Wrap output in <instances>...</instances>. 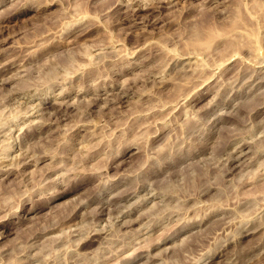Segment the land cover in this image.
<instances>
[{
  "label": "rangeland",
  "instance_id": "374dc122",
  "mask_svg": "<svg viewBox=\"0 0 264 264\" xmlns=\"http://www.w3.org/2000/svg\"><path fill=\"white\" fill-rule=\"evenodd\" d=\"M263 135L264 0H0V264H264Z\"/></svg>",
  "mask_w": 264,
  "mask_h": 264
},
{
  "label": "bare ground",
  "instance_id": "6f19581e",
  "mask_svg": "<svg viewBox=\"0 0 264 264\" xmlns=\"http://www.w3.org/2000/svg\"><path fill=\"white\" fill-rule=\"evenodd\" d=\"M132 7H133V6H132ZM132 7H131V8H132ZM128 8H129V7H128ZM134 8H135V7H134ZM134 8H133V9H134ZM136 11H137V10H136ZM142 11H143V10H142ZM133 12H134V11H133ZM137 13H138V12H137ZM137 13H136V12H134L133 14L131 13V14H132V15H131L132 18L130 17V19H132L131 21H133V22H135V23H136V22L138 23V19H139V16H140V15L137 14ZM125 16H126V14H125ZM140 17H142V16H140ZM127 19H128V15H127ZM140 19H141V18H140ZM125 21H126V20H125ZM139 22H140V21H139ZM132 24H133V23H132ZM141 24H142V23H141ZM134 25H135V24H134ZM258 71H259V70H258ZM260 73H261V72H260ZM260 76H261V75H260ZM250 78H251V77H250ZM261 80H262V79H261ZM262 81H263V80H262ZM260 96H262V95H260ZM122 100H123V99H122ZM118 102H119V101H118ZM120 102H121V101H120ZM124 102H125V101H124ZM117 104H118V103H117ZM119 104H120V103H119ZM122 106H123V105H122ZM40 108H41V107H40ZM227 114H229V112H228ZM229 115H230V114H229ZM263 136H264V135H263ZM236 147H237V146H236ZM242 147H243V146L241 145V148H242ZM244 147H245V146H244ZM234 148H235V147H234ZM237 150H238V149H237ZM191 152H192V151H191ZM239 152H241V151H239ZM245 152H246V151H245ZM241 153H242V152H241ZM189 154H190V153H189ZM237 154H239V155H236V157L234 156L235 158L233 157V162H231L230 165H231L232 163L234 164L235 162H239V161H238V158H239V156H241V155H240V153H238V152H237ZM231 155H232V153H231ZM244 155H245V154H244ZM245 156H246V155H245ZM186 157H187V156H186ZM243 157H244V156H243ZM26 158H27V157H26ZM229 158H230V157H229ZM245 158H246V157H245ZM188 160H189V159H188ZM226 160H227V158H226ZM230 160H232V159H230ZM235 160H236V161H235ZM243 160H244V158H243ZM240 161H241V160H240ZM233 164H232V165H233ZM232 165H231L230 167L233 168ZM228 166H229V165H228ZM228 166H227V167H228ZM232 168H231V169H232ZM234 168H235V167H234ZM232 170H233V169H232ZM232 170H231V171H232ZM224 171H227V170L225 169ZM228 171H229V170H228ZM231 173H232V172H231ZM7 174H8V173H7ZM228 174H229V173H228ZM139 186H140V185H139ZM210 186H211V185H210ZM151 187H152V186H151ZM149 188H150V187H149ZM127 190H128V189H127ZM131 193H132V192H131ZM127 194H128V193H127ZM146 194H147V193H146ZM155 195H156V194H155ZM124 196H125V195H124ZM119 197H120V196H119ZM119 199H120V198H119ZM126 199H127V198H126ZM121 200H122V199H121ZM144 200H145V199H144ZM106 201H107V200H106ZM114 201H115V200H114ZM106 205H107V203H106ZM107 206H108V205H107ZM105 207H106V206H105ZM114 207H115V206H114ZM121 207H122V206H121ZM120 209H121V208H120ZM118 211H119V210H118ZM118 211H117V212H118ZM30 212H31V211H30ZM101 212H102V210H101ZM103 212H104V211H103ZM121 212H122V211H121ZM119 213H120V212H119ZM102 217H103V216H102ZM146 217H147V216H146ZM97 219H98V218H97ZM116 219H117V218H116ZM116 223H117V222H116ZM118 224H119V223H118ZM118 224H117V225H118ZM250 224H252V223H250ZM248 225H249V224H248ZM253 225H254V224H253ZM118 226H119V225H118ZM254 226H255V225H254ZM256 226H257V225H256ZM245 227H246V226H245ZM151 228H152V227H151ZM95 229H96V228H95ZM255 229H256V228H255ZM93 230H94V229H93ZM96 230H97V229H96ZM243 230H244V229H243ZM249 230H251V229H249ZM246 231H247V230H246ZM253 231H254V230H253ZM93 232H94V231H92V233H93ZM96 232H97V231H96ZM98 232H99V231H98ZM98 232H97V233H98ZM90 233H91V232H90ZM87 236H88V234H87ZM88 237H89V236H88ZM244 237H245V236H244ZM92 240H93V239H92ZM83 241H84V240H83ZM139 246H140V245H139ZM137 248H138V247H137ZM136 254H137V253H136ZM133 256H134V255H133ZM134 257H135V256H134Z\"/></svg>",
  "mask_w": 264,
  "mask_h": 264
}]
</instances>
